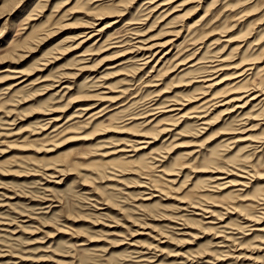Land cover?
<instances>
[{"label": "rangeland", "instance_id": "374dc122", "mask_svg": "<svg viewBox=\"0 0 264 264\" xmlns=\"http://www.w3.org/2000/svg\"><path fill=\"white\" fill-rule=\"evenodd\" d=\"M0 264H264V0H0Z\"/></svg>", "mask_w": 264, "mask_h": 264}, {"label": "bare ground", "instance_id": "6f19581e", "mask_svg": "<svg viewBox=\"0 0 264 264\" xmlns=\"http://www.w3.org/2000/svg\"><path fill=\"white\" fill-rule=\"evenodd\" d=\"M147 50H149V49H147ZM207 82V81H206Z\"/></svg>", "mask_w": 264, "mask_h": 264}]
</instances>
